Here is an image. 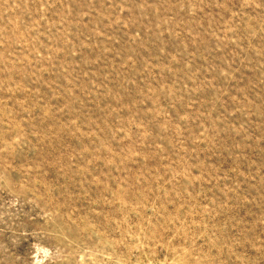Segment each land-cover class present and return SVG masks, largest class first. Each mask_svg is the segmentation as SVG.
<instances>
[{
  "label": "rangeland",
  "instance_id": "1",
  "mask_svg": "<svg viewBox=\"0 0 264 264\" xmlns=\"http://www.w3.org/2000/svg\"><path fill=\"white\" fill-rule=\"evenodd\" d=\"M0 264H264V0H0Z\"/></svg>",
  "mask_w": 264,
  "mask_h": 264
}]
</instances>
